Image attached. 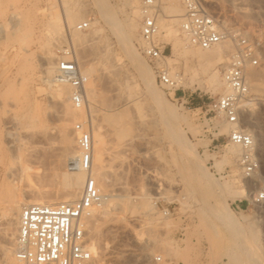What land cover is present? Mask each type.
<instances>
[{
    "label": "rangeland",
    "instance_id": "rangeland-1",
    "mask_svg": "<svg viewBox=\"0 0 264 264\" xmlns=\"http://www.w3.org/2000/svg\"><path fill=\"white\" fill-rule=\"evenodd\" d=\"M0 1V264H9V258L14 257L21 212L10 223L3 218L8 197L41 199L57 191V196L62 195L63 175L68 169L61 128L64 120L74 149L75 124L86 121L89 129L101 127L106 143L105 176L96 184L103 194L113 195L118 205H106L108 214L95 215L87 222L93 245L88 264H264V203L253 205V196L264 188V95L251 93L254 108L244 119L255 135L260 162L255 179L245 182L237 169L238 156L229 153L232 146L227 145V127L209 112L223 85L208 89V71L184 53L194 48L183 40L179 21L168 17L171 0H162L158 42L171 60L170 72L183 78L177 93L160 85L154 66L141 52L140 0H130L125 6L104 0L118 7L114 17H101L93 0ZM66 10L78 19L72 26L62 30L48 26L51 15ZM210 10L225 25L240 28L250 39L260 41L264 52V0H213ZM81 22H89V29L76 31ZM74 35L84 41L74 49L80 68L93 71L86 86L92 92L82 107L84 116L67 99L72 112L65 118L55 99L57 86L46 81L44 68L49 62L54 66L56 50L72 44ZM127 35L150 69L155 90L182 123H163V112L155 108L124 50ZM263 65L255 70H264ZM226 66L227 62L213 63L210 69L221 78ZM23 113L34 117L35 113V122L7 124L9 116ZM182 145L195 149L211 177L227 185L224 191H205L193 182L186 169L189 161L180 152ZM224 155L226 165L219 170L216 164ZM97 167L95 161L94 169Z\"/></svg>",
    "mask_w": 264,
    "mask_h": 264
},
{
    "label": "built area",
    "instance_id": "built-area-1",
    "mask_svg": "<svg viewBox=\"0 0 264 264\" xmlns=\"http://www.w3.org/2000/svg\"><path fill=\"white\" fill-rule=\"evenodd\" d=\"M212 2L213 0H181L184 12L180 18L179 30L191 46L203 50L212 49L226 41H232L235 45L233 55L222 71L228 92L209 105V112L221 116L232 128L227 140L240 147L238 167L242 176L251 180L258 174L260 162L254 138L243 127L241 118L243 104L252 98L247 84V72L250 67L259 68L262 65V59L258 55V50H262V43L256 39L250 40L240 28L223 25L220 16L210 10ZM161 4L162 0H140V34L144 42L142 52L154 66L160 85L173 90L177 88L178 79L166 67L159 65L166 57L164 49L157 42ZM89 26V22H83L76 29L86 31ZM57 69L60 80L72 86L73 104L77 107L82 105L87 78L80 74L69 46L58 51ZM177 91L179 88L175 90L176 93ZM75 129L79 133L78 153L70 159L68 167L71 170L90 171L93 145L89 129L83 128L81 124H77ZM106 199L100 195L94 180L89 177L78 201L55 206L24 207L16 237L18 249L15 257L18 264H85L90 259V254L82 220L89 216L92 207L101 205ZM245 203L250 206L249 200ZM253 203H264V188L254 197ZM156 261L160 262L161 259L158 257Z\"/></svg>",
    "mask_w": 264,
    "mask_h": 264
},
{
    "label": "bare ground",
    "instance_id": "bare-ground-1",
    "mask_svg": "<svg viewBox=\"0 0 264 264\" xmlns=\"http://www.w3.org/2000/svg\"><path fill=\"white\" fill-rule=\"evenodd\" d=\"M176 1L177 0H171L170 7L168 8V11H169L168 12V17L172 18L173 22H176V21L180 22V18L183 15L184 10H182L183 7H182V4H181V0H180V5L181 6L180 5L176 6ZM93 2H94V5L96 6V8L99 10V13H100L101 17H103V16L105 17V15L106 16L111 15V17H114V15H115L114 11L118 8L117 6H125V5L130 4V0H116L117 6L113 5V3H109L108 4V3L104 2V0H93ZM166 9L164 8V11ZM139 12H140V7H139ZM162 13H163V11H162ZM140 17H141V13H140ZM49 18L51 20L50 21L51 24H48L46 22L48 24V26L52 25L53 28L56 27L58 30L66 29V27L72 26L74 24V22H76L74 20L77 19L76 16L74 14L72 15V13L69 10H66L64 13L62 12L60 15L59 14L51 15ZM160 18H159V20H160ZM81 23H83V22H81ZM158 25H159V21H158ZM223 25H224V23H223ZM75 30L78 31L76 29V27H75ZM48 31H50V33H51V34L49 33L52 36V37L51 36L50 37L52 39H54V35H53V34H55V33H53L54 31L52 32L51 29L48 30ZM78 32H84V31H78ZM179 32H180V30H179ZM158 36H159V34L157 35V42H158ZM183 38H184L183 40L186 42V44L189 47H191V49L194 48L190 53L189 52H184V53L186 55H190L192 58H194L195 60L199 61L201 63L200 66H203L204 69L206 71H208V73H207L208 74L207 75L208 76L207 88L214 91V89H215V87L217 85L218 86L223 85V92H222L221 95H224L225 93H227L228 89L225 86V83L223 81V77L220 78V76L216 72H212L210 67H211V65L213 63H217V64L220 65V64H225L227 62V64H228L229 60H230V57L233 55V52H234V49H235L234 43L232 41H226V42H224V43H222V44H220V45H218V46H216V47H214L212 49L203 50L201 48L191 46L189 44L188 40L185 37H183ZM139 39H140L141 52H142L144 42L142 40V36H141L140 33H139ZM250 40H252V39H250ZM72 41H73L72 44L66 43L65 45L59 47L56 50L55 58H54V66L52 65L51 62H49L48 63L49 65L44 68L46 81L50 82L51 84H54L55 86H57V89L55 90V99L57 101H59V103L61 104L62 109H63L64 117L65 116H70L71 114L70 115H68V114L70 112H72V109H71L70 105L68 104L67 99L70 101L71 105L75 109H80V113L84 116L86 114V110L84 108H82V107L84 106L85 101L89 99L90 93L92 92L91 87L89 86L87 88L86 86H87V84L89 82V75L91 76L93 71H92V69H90V67H86L83 70L80 68L78 60H77V57H76L75 49H74L75 48L74 45L76 47L77 46H82L84 41L78 35H74L73 38H72ZM230 42L233 43V46H232V44ZM66 46H69L71 48L74 60L77 63L78 70H79L80 74L82 76H84L85 78H87V81L85 83V93H84V97H83L84 100H83L82 105H80L78 107L76 105H74L73 102H72V92H73L72 86L69 83H67V82L61 81L60 78H59V75H58V73H59V71L57 69V55H58V51H60L62 48L66 47ZM123 46H124V50H125L128 58H129V60L134 65V67L138 70V73H139L143 83L145 84L147 95L155 103V108L157 110L161 111V113L163 112V114H164L163 117H162L163 123L168 124V125H178V124L182 123L184 120L178 114H176V112L170 107L169 104L166 103L163 95L161 93H159L157 90H155L154 77L152 76V73H151L150 69L144 64V62L142 61L141 57L136 52V50L134 48V45H133V42H132V40H130L129 35H127L126 38L124 39ZM175 46H176V44L174 45V47ZM142 54H143V52H142ZM258 55L260 56V58L263 61L264 60V52L262 50H260V51L258 50ZM169 61H171V60L169 58L167 60V57H165L160 62L161 64H159V65H161L162 67H166V69L169 71V73L174 78L178 79L177 80V83H178L177 88H178V86L182 83V79L183 78L179 77L178 75L176 77V75H173L170 72L169 67H168V65L170 63ZM255 69L256 68H251L250 67L248 69V72H247V84H248L250 96H251V93H254V94H257V95H264V70H259L258 69L259 70L258 71V70H255ZM221 76H222V74H221ZM68 96H69V98H68ZM258 101H260V100L258 99ZM258 101H257L256 104L259 105L260 102H258ZM129 102H128V104H129ZM133 102H130V104L132 103L134 105L135 103H133ZM139 104H140V102H139ZM143 106L144 105H142V107ZM139 108H141V107H139ZM242 108H243V115H242V118H241V123L243 122V127L246 129V131L248 133H250L253 136L254 142H255L254 133L246 128V123L249 124V122H246V120H244L246 118V116H247L246 114L248 113V111H252V109L254 108V100L251 98V100H249V101H247L246 103L243 104ZM34 115L36 117L35 113H34ZM138 116H140V115H138ZM35 117L31 116V115H28L27 113L19 114V116H11V117L9 116V118L7 119V124L12 125V126L21 125L24 120H28V123L29 122H35ZM217 117H219L221 122L227 127V131H228L227 135H228L230 133V131L232 130V128L224 122V120H223V118L221 116L217 115ZM65 118H68V117H65ZM112 121H113V119H112ZM35 124H37V123H35ZM77 124H81L83 126V128L89 129L88 127H85L86 121H82V123H77ZM77 124H75V126ZM142 124H143V122H142ZM25 126H27V125H25ZM68 126H69L68 121L65 122V120H64L61 123V128H62V130L65 133V135H64V146H65V148H66V150L68 152L66 157H65V164H66L68 169H67V172H65L64 175H63L64 176V181H65L64 182L65 183V187L62 190V192H60V194H62V195L61 196H57V192L58 191L55 193V195H52L51 192L48 193V191H45V192L48 193V196L46 198H41V199L34 198V199L26 200V199H21V198L14 199L12 197H8V200L6 199L7 201H5L6 205L3 206L4 208H3V215L2 216H3V218H5L10 223L14 219L15 214H18V212L21 211L20 214H19V217H18V224H19V219H20L21 213L23 211V208L27 207L29 205L55 206V205H58V204H70V203H73L75 201H78L81 198L82 194H83L86 181L90 177L91 179L94 180L96 188L100 192V195L103 198H107V199L104 200L101 205L92 207L91 210H90L89 216L83 217V220H82V223H83V225H84V227L86 229V236H87L86 243H87L88 252L90 254V259L85 263V264H88L93 258V245L90 243V240H89V237H88V225H87V222L92 217H94L95 215L96 216L97 215L100 216V215L108 214L109 210L105 208L106 205L109 206L110 208H115V206L118 207V205H116V203H117L116 202V198H114L113 195L108 196L106 194H103L101 192L100 188H98V186L96 184V180H100L101 181L102 180L101 178L105 176L103 174V170L105 168V166H104V154L106 152V146H105L106 143H105L104 137L102 135L103 132L101 130V127H98L97 129H93V130L89 129V133L91 135L92 145H93L92 166H91V170L90 171H82V170H71L68 167L70 159L72 157H74L78 153L77 138L79 136V133L77 132V130L75 129V126H74L73 131L75 133V143H76V149H74V140H73L72 136L68 133V130H69ZM139 126H140V123H139ZM40 137H41V139H43L42 136H40ZM226 138H227V136H226ZM127 141L125 142L126 145H127ZM227 143H228L227 145L232 146V149L229 150L230 155H233L235 157L238 156L237 157V161H236V165H237V169H238V171L240 173V176L242 177V179L245 182L251 181L255 177V175H254V177L251 180H247V179H245L242 176L241 171H240V169L238 167V159H239L240 154H241L240 147L237 146V145L229 143V141ZM182 146H183V148H182V150H180V152L182 154V157L186 158L189 161L188 164L186 165V169H187V173H188L189 177H191L193 182L198 187H200L201 189H203L205 191L211 190V191H215L217 193H220V192L224 191L225 188L227 187V185L226 184L222 185L221 183L217 182L216 180H214L211 177V175L209 174L207 168H205L203 166L202 162H200L199 157H198L195 149L187 147V146H184V145H182ZM121 147L123 148V147H126V146L121 145ZM255 147H256V143H255ZM95 161H97V166L98 167L94 169V162ZM226 161H227V156L224 155L223 156V160L220 161V162H217V164H216L217 169L220 170L224 165H226V163H225ZM104 180H105V178H104ZM186 182L187 181H185V183ZM232 182L235 184L234 180ZM229 187H230V185H229ZM234 187H235V185H234ZM82 188H83V190H82ZM80 193H81V195H80ZM241 193L242 194L246 193V196L248 195L249 197H252V195H253V193L248 194L245 191H241ZM260 193H258V194L256 193L253 196V202H254V197L256 195L258 196ZM253 205H256V204L253 203ZM124 210H126V209H124ZM166 212L168 213V211H166ZM229 215L231 216V219H232L233 218L232 215L230 213H229ZM98 216L96 218H98ZM219 218H221V217H219ZM226 218H228V217L226 216ZM221 220L225 221L226 219H223V217H222ZM4 222H5V220H4ZM17 232H18V229H17ZM16 237H17V234H16ZM17 249H18V244H17L16 238H15V245H14V250H13L14 257L11 258L13 260H11L9 258V261H8L9 264H18L17 259L15 257V252L17 251ZM234 253H236V252H234Z\"/></svg>",
    "mask_w": 264,
    "mask_h": 264
}]
</instances>
